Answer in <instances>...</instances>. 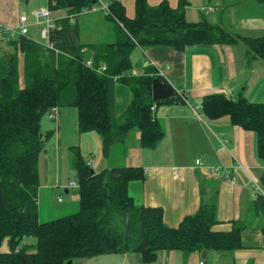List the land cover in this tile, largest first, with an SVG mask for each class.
Returning <instances> with one entry per match:
<instances>
[{
    "label": "trees",
    "instance_id": "1",
    "mask_svg": "<svg viewBox=\"0 0 264 264\" xmlns=\"http://www.w3.org/2000/svg\"><path fill=\"white\" fill-rule=\"evenodd\" d=\"M106 18L115 27V38L100 43H83L78 15L97 0H47L52 12L66 9L57 18L50 40L59 52L28 35L0 39V243L7 238L11 250L0 252V264H84L85 258L112 253L137 252L145 263L157 260L162 250L185 254L212 250L232 253L244 247L240 221L231 231H215L217 204L202 203L178 227L164 221L162 207L136 203L129 183L146 178L142 166L105 168L91 172L79 146H73L72 167L78 176L79 208L49 221L40 220V155L51 136L43 132L42 118L52 109L75 107L78 132H94L102 138L108 155L113 145L126 141L135 129L140 145L154 148L165 135L163 123L154 113L161 103L185 101L178 93L155 102L154 67L133 73L131 54L164 45L182 51L188 45L233 44L240 40L248 55L264 59V35L240 36L206 19L189 21L186 0L178 7L167 1L150 5L136 0V15L130 17L122 0H109ZM23 57V74L20 58ZM91 60V65L87 61ZM131 92L126 110H116V87ZM210 119L227 117L231 123L257 135L259 156L264 159V102L246 97L231 98L212 93L202 99ZM264 209V197L259 198ZM35 237V249L27 242Z\"/></svg>",
    "mask_w": 264,
    "mask_h": 264
},
{
    "label": "crops",
    "instance_id": "2",
    "mask_svg": "<svg viewBox=\"0 0 264 264\" xmlns=\"http://www.w3.org/2000/svg\"><path fill=\"white\" fill-rule=\"evenodd\" d=\"M19 1L0 0L1 24L14 26L19 23V17L23 15ZM240 4L239 0L236 6L240 19L237 28H225L240 36H251L238 32L243 29L241 18L264 20V0H245L243 4L242 8L261 9L258 15H243ZM41 6H47V0ZM64 11L52 13L55 18H62L67 16V10ZM186 17L191 21L188 13ZM29 20L31 30L36 24L33 16ZM78 22L83 43H100L115 38V27L102 10H85L78 15ZM222 22L218 24L224 27ZM93 30L98 32L96 36L92 34ZM257 30L259 35L254 36L264 35V26ZM251 32L248 29L246 33ZM240 42L245 49L242 40L233 44L188 45L182 51L164 45L146 49L137 46L131 54L133 73L143 74L148 68L145 62L155 61L165 70L169 82L184 91L186 100L154 106L155 116L165 129V135L156 147H142L137 129L128 135L124 154L127 155L134 144L138 152L136 163H128L127 158L121 165L102 160L94 169L99 172L105 168L142 166L146 178L130 182L129 192L140 205L162 207L164 221L170 227H178L202 203L215 202L219 222L213 229L231 231L234 222L240 221L244 226V247L232 253L207 250L206 257L199 253L188 255L181 250H162L153 263H145L137 252L112 253L85 258L82 260L84 264H200L202 259L206 264H264V209L258 203L259 198L264 197V159L258 154L257 135L252 130L232 124L227 117L210 119L202 108L203 97L212 93L264 102V59L248 55ZM1 46L7 49L8 43L2 40ZM20 71L23 74V57L20 58ZM130 98L128 86L119 83L116 87V110L119 115L126 110ZM193 107L199 117H195ZM44 117L43 132L51 131V137L42 151L48 177L42 186L48 188L54 180L61 183L59 168L56 171L53 168L60 165L61 149L67 145L71 149L73 147L70 137L73 139L78 131V113L75 107H59L52 128H43ZM79 137L84 157L102 152V138L98 134L86 132ZM52 139L53 145L50 146ZM104 156L102 159L109 158ZM199 158L202 160L200 165L196 162ZM212 167L226 170L227 174H215L211 171ZM69 184L67 193L70 191ZM40 190L41 186L39 193Z\"/></svg>",
    "mask_w": 264,
    "mask_h": 264
},
{
    "label": "rangeland",
    "instance_id": "3",
    "mask_svg": "<svg viewBox=\"0 0 264 264\" xmlns=\"http://www.w3.org/2000/svg\"><path fill=\"white\" fill-rule=\"evenodd\" d=\"M30 1V2H28ZM127 8V14L130 17H135L136 15V0H122ZM167 1L172 7H178L181 0H147V2L150 5H158L159 3ZM186 13H188V18L191 21H199L202 19H206L209 23L212 24H218L223 21L224 27H228L232 30L234 28L236 29L237 25L239 24V18L237 16L236 12V6L239 0H186ZM250 1V0H247ZM256 1V0H251ZM46 0H20L19 6L21 13L23 15H27L29 18L32 15V12L36 7H39L41 5H45ZM245 0H240L241 8L243 7ZM254 4V2L252 3ZM45 7V6H41ZM40 7V8H41ZM210 9H214V11H210ZM261 9L252 8V7H246L240 9V12H242L243 15H258L260 13ZM62 12V11H61ZM63 12L64 9H63ZM62 13H59V15ZM250 23V24H249ZM105 26V25H102ZM249 27L248 29H251L253 32L246 33L248 29H244L245 27ZM264 26V20L259 22V20L254 19L253 21H248L247 18H241V29L238 31L242 35H251V37H255L254 35H259V32L257 29H260ZM231 32V31H230ZM245 33V34H244ZM94 36L98 34L97 31L93 30L92 33ZM29 37L34 38L38 42H45V39L42 38L41 35V27L38 25H35L30 32L28 33ZM243 49L244 45L242 42L239 43ZM238 47V46H237ZM247 51V46L245 45V49ZM47 123V126H46ZM53 124L55 122L51 117H49L47 114L44 117L43 121V128L46 127H53ZM80 134V133H79ZM78 131L76 132L75 137H70L71 147L72 146H81V137H79ZM74 135V134H72ZM51 137V136H50ZM50 139V138H49ZM48 139V140H49ZM47 140V141H48ZM128 142V140H127ZM127 142H121L116 143L113 145L112 149L110 150L109 154L106 155L109 158H104L103 151L98 152L95 154H92L85 157L87 162L91 165V167L94 169L96 168L99 163H111L114 162L117 165L123 164L124 160L127 158L128 163H136L138 160V152L135 150L136 146L132 144L130 146V151H128L127 155L124 154V148ZM50 146L53 145V139L50 140ZM55 148V146H53ZM71 148L65 146L61 149V156H60V165L54 166V171L59 168L60 172V182L53 181V185L49 186L48 188L43 187L44 183H46L47 180V171H46V163L45 159L43 157V152L40 155V163H39V170H40V182H41V190H40V220L41 221H49L52 219H55L57 217H61L70 213H73L78 210L79 208V187L71 186L69 189V193L66 192V187L69 184V182H78V176L75 171V169L72 167V157H73V151ZM137 149H139L137 147ZM146 149V148H145ZM133 166V165H132ZM51 181H49L50 183ZM61 199V200H60ZM32 244L36 242L35 237H27L26 241L22 242L21 245L24 246L25 243ZM31 245V244H30ZM29 249L34 250L35 246H30ZM11 250V247L9 245L8 239L5 238L0 243V252H8Z\"/></svg>",
    "mask_w": 264,
    "mask_h": 264
},
{
    "label": "built area",
    "instance_id": "4",
    "mask_svg": "<svg viewBox=\"0 0 264 264\" xmlns=\"http://www.w3.org/2000/svg\"><path fill=\"white\" fill-rule=\"evenodd\" d=\"M89 10L90 11L102 10L105 13H107L110 11L109 2L106 0H97V3L92 8L88 9V11ZM210 10H214V9H210ZM32 15L35 20V24L41 26V35H42V38L45 39V42H42V44L45 45L49 49L59 52V49H57L54 43L50 40V31L54 28H57V23H56L57 18L53 16L52 11L49 9L48 6H45L37 10H34L32 12ZM30 26H31V23H30L29 17L27 15H21L19 17V23L17 25L12 26V25H5V24L0 23V37L3 41L9 42L10 40L17 38L19 36L28 35ZM91 63H92L91 60L87 61L88 65H91ZM145 66L154 67L156 70L155 74L160 76L163 79L162 80L163 82H169L165 70L160 68L155 61L147 60L145 62ZM167 68H169V66H167ZM176 93H178L180 96H182L184 100H186V95L184 91L176 88ZM193 111H194L195 117H199L195 107H193ZM57 112H58V108L52 109L49 112V116L52 119H55V117L57 116ZM196 162L199 165L202 164L201 158L197 159ZM211 171L218 175L227 174L226 170H222L219 167H212ZM254 185L256 187L257 184L254 183ZM69 186L78 187V182H75V181L70 182ZM200 264H206L205 260L202 259L200 261Z\"/></svg>",
    "mask_w": 264,
    "mask_h": 264
},
{
    "label": "water",
    "instance_id": "5",
    "mask_svg": "<svg viewBox=\"0 0 264 264\" xmlns=\"http://www.w3.org/2000/svg\"><path fill=\"white\" fill-rule=\"evenodd\" d=\"M176 94V88L170 82H163L159 78L153 80V100L159 102L162 100L169 99ZM91 172H96L95 169L91 168ZM207 250H204L202 256L206 257ZM70 260L68 264H71Z\"/></svg>",
    "mask_w": 264,
    "mask_h": 264
}]
</instances>
